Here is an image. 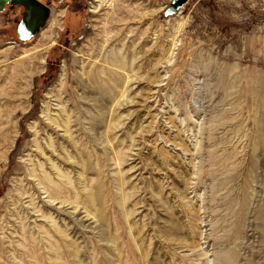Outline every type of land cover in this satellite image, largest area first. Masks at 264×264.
Here are the masks:
<instances>
[{
  "label": "rangeland",
  "instance_id": "obj_1",
  "mask_svg": "<svg viewBox=\"0 0 264 264\" xmlns=\"http://www.w3.org/2000/svg\"><path fill=\"white\" fill-rule=\"evenodd\" d=\"M39 1L0 11V264L24 226L30 264H264V0Z\"/></svg>",
  "mask_w": 264,
  "mask_h": 264
},
{
  "label": "bare ground",
  "instance_id": "obj_2",
  "mask_svg": "<svg viewBox=\"0 0 264 264\" xmlns=\"http://www.w3.org/2000/svg\"><path fill=\"white\" fill-rule=\"evenodd\" d=\"M105 1H107V0H105ZM183 1L184 0H177V3L178 4H181V3H183ZM56 16H57V14H56ZM55 24V23H54ZM94 44V43H93ZM121 53V52H120ZM119 54V53H118ZM121 55V54H120ZM123 55V54H122ZM111 62H119V65L120 66H123L124 65V63H123V61L121 60V59H118V60H116L115 61V59H113L112 57H109L108 58ZM106 62H107V60H106ZM111 65V64H110ZM104 69H105V67H104ZM111 71V70H110ZM108 72V71H107ZM117 76V75H116ZM97 78V77H96ZM114 78V77H113ZM118 80V79H117ZM116 80V81H117ZM112 81V80H111ZM117 82H122L121 81V79L120 80H118ZM119 84H121V83H119ZM103 90V93H105V92H107V91H105L104 89H102ZM123 94H124V92H123ZM69 120H70V118H68ZM61 121H64V119L61 117L60 118V122ZM66 122H69V121H66ZM64 123V122H63ZM66 125V124H65ZM85 135H87V133H85ZM88 136H90V135H88ZM86 138H90V137H86ZM87 140V139H86ZM92 139L90 138V141H91ZM90 141H88V142H90ZM84 145V144H83ZM78 151H80L79 152V155H80V158H81V160H82V163L86 166H89V164L91 163V158H92V152L91 151H89L88 150V152L87 153H84L81 149H79ZM60 176V179H58L59 181L58 182H55V181H53V180H50L51 181V183L52 182H55V183H59V187L61 188V190H64V189H68V193H69V195H73V190L74 189H72V188H74V184L72 185V180H71V182H70V186L72 185V187L71 188H69L70 186H67V183L63 180V178H65V176L64 175H59ZM53 184V183H52ZM100 187V186H99ZM60 190V191H61ZM90 197V202L91 203H94L96 200H95V195H94V193L93 192H91L90 193V195H89ZM123 203V202H122ZM102 205V204H101ZM124 205V204H123ZM133 209V208H132ZM125 211V210H124ZM99 213V212H98ZM124 213H126V212H124ZM114 214V213H113ZM127 217V216H126ZM108 222V221H107ZM115 222V221H114ZM26 222H24L23 223V225L25 224ZM111 224H112V222H111ZM23 229H24V233L23 232H21V233H23L22 234V244H21V246H22V251H20V253H21V255L23 256V264H30V259H31V257H32V253H33V249H32V247H31V240H32V237L30 236V233H32V231L30 230V228L29 227H27V226H24L23 227ZM145 236V235H144ZM139 238V237H138ZM76 244H74V246H75ZM142 247V246H141ZM119 248V247H118ZM21 249V248H20ZM73 249V248H72ZM115 249V248H114ZM140 249V248H139ZM12 250H15V248L13 247L12 248ZM76 250V249H75ZM121 250V249H120ZM120 252V251H119ZM124 258H125V256H124ZM112 261V260H111Z\"/></svg>",
  "mask_w": 264,
  "mask_h": 264
},
{
  "label": "water",
  "instance_id": "obj_3",
  "mask_svg": "<svg viewBox=\"0 0 264 264\" xmlns=\"http://www.w3.org/2000/svg\"><path fill=\"white\" fill-rule=\"evenodd\" d=\"M6 4H21L25 7L24 19L18 26V35L22 40L32 38L40 27H43L46 24L51 13V9L39 0H0V11L5 9ZM34 19H36V22L34 23L33 32L29 36H24V24L26 25L29 20Z\"/></svg>",
  "mask_w": 264,
  "mask_h": 264
},
{
  "label": "flooded vegetation",
  "instance_id": "obj_4",
  "mask_svg": "<svg viewBox=\"0 0 264 264\" xmlns=\"http://www.w3.org/2000/svg\"><path fill=\"white\" fill-rule=\"evenodd\" d=\"M7 6H16V7H21L22 8V17H21L20 21L18 22V26H19L21 24V22L23 21V19H24L25 7L23 5H21V4H6L5 8ZM35 22H36V19L29 20V22H27L26 25L24 24V30H23V35L24 36H29L33 32L34 25H35L34 23ZM17 29H18V27H17Z\"/></svg>",
  "mask_w": 264,
  "mask_h": 264
}]
</instances>
